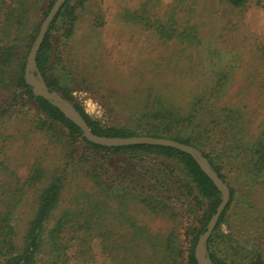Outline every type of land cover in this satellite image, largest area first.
I'll return each mask as SVG.
<instances>
[{"label": "trees", "instance_id": "obj_1", "mask_svg": "<svg viewBox=\"0 0 264 264\" xmlns=\"http://www.w3.org/2000/svg\"><path fill=\"white\" fill-rule=\"evenodd\" d=\"M223 1L234 9H248L251 4L250 0ZM20 2L24 10L19 14L15 11ZM87 2L91 0L78 3L66 0L48 28L36 58L48 87L68 99L96 134L151 135L194 145L221 178L223 167H219L218 160L226 156L230 200L206 242L207 256L212 264H264V192L260 195L255 191L256 186H264V129L255 137L246 135L243 139L236 134L229 138L226 134L229 142L226 151L211 157L203 147L212 143L218 126L226 124V130L233 131L241 130L239 125L244 124L243 113L234 105L215 114L216 127L210 126L196 108L203 96L194 97L186 107L162 98L147 101L141 107L125 103L116 111L119 122L112 127L92 120L73 102L71 95L79 76L82 80L87 78L85 70L68 67L61 59L60 65H53L48 59L52 50L51 30L60 31L65 39L72 38L80 11ZM33 3V0H0V9L6 8L4 14L0 12V90L10 92L0 101V120L19 114L29 119L36 131L60 145L63 166L47 174L44 165L37 163L23 181L15 174L11 179L0 178V264H179L184 249L178 238L168 237L174 230L160 238L146 224L129 220L127 210L131 202L148 214L169 219L177 216L187 219L186 214L196 215L206 206L205 219L194 226L189 241L187 262L198 264L195 247L221 201V191L189 153L162 145L106 147L92 143L58 107L36 95L25 79L22 48L20 59L14 60L19 39L30 23ZM133 16L161 37L195 40L191 32L170 29L167 24L171 18L152 20L140 13ZM219 92V89L212 92L215 98ZM24 100L31 104V114L15 111L19 104L24 105L21 103ZM210 100L211 97L207 102ZM79 160L80 164L75 163ZM236 164L239 175L229 177ZM173 173L177 174V181H172ZM234 177L237 183L231 185ZM77 178L86 179L91 184L90 191L71 192L72 181ZM5 184H19L20 188L9 190L3 188ZM30 188L34 190L33 206L28 217L22 219L20 205ZM223 222L227 224V233L220 229ZM118 229L125 235L120 241L115 236Z\"/></svg>", "mask_w": 264, "mask_h": 264}, {"label": "rangeland", "instance_id": "obj_2", "mask_svg": "<svg viewBox=\"0 0 264 264\" xmlns=\"http://www.w3.org/2000/svg\"><path fill=\"white\" fill-rule=\"evenodd\" d=\"M33 1L30 23L17 44L15 61L20 59L21 48L27 61L52 0ZM250 3L248 9H234L223 0H91L81 9L72 38L65 39L60 31L51 30L52 50L48 59L53 65H60L61 59L68 67L85 70L87 78L82 80L79 76L71 93L73 102L104 127L118 124L116 111L125 103L141 107L147 101L162 98L186 107L194 97L203 96L204 100L196 108L212 127L217 126L216 113L225 112L226 106L238 107L243 113L241 130L229 131L226 124H220L212 143L203 147L214 157L226 151V143H229L226 134L229 138L236 134L243 139L246 135L255 137L264 129V0H250ZM22 4L17 3L15 12L20 14L24 10ZM5 10L0 9V12L4 14ZM136 13L152 20L171 18V23L167 24L170 29L178 33L191 32L195 40L161 37L146 28L140 18L135 19ZM216 89L221 92L218 98L212 93ZM6 93L10 95L0 90V101ZM21 103L24 105L19 104L15 111L31 114V104H26L25 100ZM6 118L0 120V161H4L0 163V178L11 179L17 175L23 181L31 166L37 163L44 165L47 174L63 166L58 143L36 131L29 119L21 118L20 114L13 119ZM220 158L218 165L223 167L222 179L226 183V156ZM238 164L233 166L229 177L239 173ZM176 175L173 173L172 181H177ZM235 177L231 185L237 183ZM263 187L262 184L256 186V193L264 192ZM3 188L18 191L20 185L5 184ZM76 189L90 191L91 184L77 178L72 181L70 191ZM33 192L30 188L23 197L22 219L28 217L33 206ZM172 205L177 208V204ZM138 206L129 203V220L137 219L146 224L152 234L160 238H165L173 229L174 234L168 237L178 238L184 249L178 263L188 264L191 231L204 221L206 206L196 215L186 214L187 219L148 214ZM220 229L228 232L226 222ZM115 236L119 241L125 238L119 229Z\"/></svg>", "mask_w": 264, "mask_h": 264}, {"label": "water", "instance_id": "obj_3", "mask_svg": "<svg viewBox=\"0 0 264 264\" xmlns=\"http://www.w3.org/2000/svg\"><path fill=\"white\" fill-rule=\"evenodd\" d=\"M65 1L66 0H55L48 14L42 22L40 31L27 57L25 65L26 81L32 86L33 92L36 95L44 97L45 99L49 100L54 106L58 107L66 117L71 119L81 129L84 137L92 143L106 147H119L137 144L162 145L173 147L175 149L189 153L198 163L201 169L214 182L216 187L221 191V201L218 204L215 213L208 221L206 230L203 234L200 235L195 247V256L198 264H212L210 258L206 253V242L212 235L220 219V216L222 215L230 200V188L217 174V172L210 166L208 160L200 151V149H198L194 145L166 137H157L151 135L105 136L96 134L92 131L90 125L84 119L82 114L76 109V107L61 94H59L55 90L50 89L43 76L41 75L36 63L37 54L52 20ZM201 251L203 252V255H201Z\"/></svg>", "mask_w": 264, "mask_h": 264}, {"label": "bare ground", "instance_id": "obj_4", "mask_svg": "<svg viewBox=\"0 0 264 264\" xmlns=\"http://www.w3.org/2000/svg\"><path fill=\"white\" fill-rule=\"evenodd\" d=\"M201 255H203V252L201 251Z\"/></svg>", "mask_w": 264, "mask_h": 264}]
</instances>
